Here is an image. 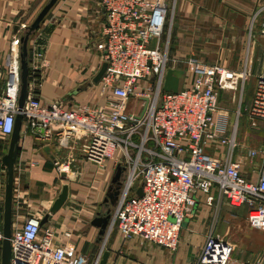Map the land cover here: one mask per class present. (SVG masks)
I'll return each instance as SVG.
<instances>
[{
    "label": "built area",
    "instance_id": "2783aa9c",
    "mask_svg": "<svg viewBox=\"0 0 264 264\" xmlns=\"http://www.w3.org/2000/svg\"><path fill=\"white\" fill-rule=\"evenodd\" d=\"M101 9L103 23L96 49L107 69L99 83L113 98L104 105L86 102L71 108L61 100L44 104L29 92L20 110L21 37L29 27L22 24V35L13 39L0 66V80L5 82L0 93V136L10 138L21 112L22 125L44 139L54 138L65 145L82 141L83 155L97 165L115 158L129 174L111 222L127 239L140 237L176 250L200 194L207 195V203L216 210H221L225 200L233 206H264V158L257 181L242 175V162L235 159L242 111L230 124L218 105L219 92L238 90L246 83L247 72L192 57L173 58L167 36L171 0H101ZM256 28L264 34V2L251 15L250 34ZM34 54L36 61L42 60L41 51ZM29 66L30 71L37 67L30 61ZM169 68L185 70L176 93L163 90ZM132 97L147 99L142 113L128 110ZM245 113L253 124L264 122V76L259 77ZM258 154L256 149L249 152L251 158ZM69 168L58 165L60 171ZM137 182L141 196L133 194ZM25 198V191L17 192V203ZM3 203L4 193L0 206ZM17 203L14 195V209ZM13 218L12 264H89L86 254L59 244L55 228L41 225L42 217L14 214ZM2 219L0 211V264ZM212 229L195 264H234L233 245Z\"/></svg>",
    "mask_w": 264,
    "mask_h": 264
},
{
    "label": "crops",
    "instance_id": "0c3cea01",
    "mask_svg": "<svg viewBox=\"0 0 264 264\" xmlns=\"http://www.w3.org/2000/svg\"><path fill=\"white\" fill-rule=\"evenodd\" d=\"M48 1L0 0V66L13 39L22 35V24L30 26ZM260 2L264 0H171L173 14L167 29L173 58L192 57L204 64H220L237 72H247L249 85L247 90L248 83L240 87L237 113L238 110L242 111L240 119L244 117L252 131L260 126L250 124L245 109L253 99L259 77L264 76V34L258 28L250 34L249 27L251 15ZM102 23L101 0H59L29 40V61L37 66L30 71L29 92L38 96L44 104L61 100L71 108L86 102L104 105L113 98L102 91L100 83L93 82L103 64L96 49ZM36 51L43 53L42 60L34 59ZM4 85L1 79L0 93ZM80 87L82 89L75 92ZM223 93V90L219 92L218 105ZM144 101L132 97L128 101V110L142 113ZM219 110L228 116L230 124L236 121L237 118L229 110ZM258 123L264 124L263 121ZM239 129L240 125L238 137ZM254 149L259 151L255 158L263 160L264 145ZM251 150L244 149L240 144L235 159L242 162V175L257 181L262 164L259 166L258 160L248 161L254 160L249 156ZM59 164H68L70 168L67 172L60 171ZM0 165L4 171V181L0 183V188L2 185L4 188L0 192L2 195L5 190V167ZM117 167L115 158L106 160L101 166L86 159L82 152V141H71L65 145L54 138L44 139L22 125L15 165L14 195L16 203L20 190L26 192V198L15 205L14 214L43 218L50 213L63 186L67 184V200L59 211L51 213L47 224L55 228L59 244L73 246L86 254L89 264L97 260L101 264L105 251H109L105 264H195L210 231L211 213L216 210L214 205L207 203L205 194L198 196V203L192 212L195 217L186 219L176 250L140 237L124 238L118 227L112 224L101 237L100 227L93 221L99 212L102 215L106 213L108 207L112 208L113 215L115 205H107L104 199ZM128 174L129 170L123 173V181ZM139 189L140 182H137L133 194H137ZM228 204L233 206L225 200L222 207ZM240 207L247 212L252 230L247 238L248 243L244 241L233 246L232 262H264V206L244 204ZM0 211H3L2 206ZM251 243L255 253L246 256L244 251H250H247L249 246L245 245Z\"/></svg>",
    "mask_w": 264,
    "mask_h": 264
},
{
    "label": "water",
    "instance_id": "95a60500",
    "mask_svg": "<svg viewBox=\"0 0 264 264\" xmlns=\"http://www.w3.org/2000/svg\"><path fill=\"white\" fill-rule=\"evenodd\" d=\"M59 0H49L44 6L41 12L37 15L32 24L28 27L24 35L21 37V91L19 97V109L22 110L24 107L28 93H29V82H30V66H29V40L31 35L41 26L49 12L54 8ZM107 69V63L104 62L100 71L95 76L93 82L99 83L102 76ZM185 74L184 69L179 68H169L166 71L163 90L166 92H178L181 87V81ZM91 84V83H89ZM88 84V85H89ZM87 86V85H85ZM82 87L75 90V92L81 90ZM147 101V99H145ZM23 115L19 112L16 116V121L14 125V130L9 138L8 150L0 158V163L5 167V190H4V205H3V219L2 228L4 239L2 242L1 249V264H12V247H11V237H12V226L14 217V193H15V165L17 161V155L19 152V140L22 132ZM127 170L126 167L118 165L115 177L112 181V185L104 199V202L109 205H115L117 203L118 197L121 193L123 186V173ZM69 192V186L65 184L55 200L53 206L50 209V213L46 214L41 219V225L46 224L49 221L51 213H56L65 204ZM138 195H142V188L137 192ZM112 208L108 207L106 213L102 215L101 212L95 217L93 223L100 227V235L103 237L112 224ZM109 256V251L103 253V258L101 264H105Z\"/></svg>",
    "mask_w": 264,
    "mask_h": 264
},
{
    "label": "rangeland",
    "instance_id": "374dc122",
    "mask_svg": "<svg viewBox=\"0 0 264 264\" xmlns=\"http://www.w3.org/2000/svg\"><path fill=\"white\" fill-rule=\"evenodd\" d=\"M246 84H247L246 85L247 87L246 90H247L249 82L246 81ZM240 90H241L240 88L238 90H224L223 95L220 97L219 108H221L222 110L223 109L229 110L231 115L234 118H237V107H238L239 98L241 94ZM249 122L250 124L253 125L251 120H249ZM258 124L259 123L257 122V126H260L258 127V130L252 131L246 119L244 117L240 119L239 121L240 136L238 137V143H239L238 146H240L241 144V147L243 146L244 149L249 151L250 149H254L255 147L258 148L260 145H264V124L263 123L260 125ZM8 142H9V139L6 140L3 138H0V157H1V154H3V152L8 150V144H9ZM246 156H248V154ZM248 161H254V162L257 161V164H259V166L263 162L262 159L259 160L258 158H254V160L250 159ZM248 161H246L245 163H248ZM249 165H252V164H249ZM1 169L2 168L0 165V183L2 184L4 181V171H2ZM1 189L3 191L4 189L3 185L0 188V192H1ZM238 207L230 206L229 204L227 206L224 205L221 208V210H215L214 211L215 213L213 214L211 213V218H210L211 222H210L209 229L211 230L214 227L212 229L214 234L221 238L226 239L233 246L239 245L240 243H243L244 241H247L248 243L247 238L250 237V230H252L250 229V226H249L250 224L248 223L247 212L245 211V209L241 207L238 208ZM194 217H195V214H191V218H194ZM15 219L13 218V220ZM252 243L250 245H245V246H249V249L247 251H250V252L244 251V254L246 256L255 253L254 250H252L254 247ZM233 256L234 255H232V258L234 259Z\"/></svg>",
    "mask_w": 264,
    "mask_h": 264
}]
</instances>
